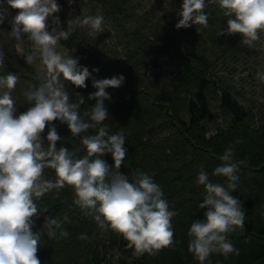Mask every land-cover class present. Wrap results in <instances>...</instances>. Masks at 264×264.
Wrapping results in <instances>:
<instances>
[{"label":"clouds","instance_id":"1","mask_svg":"<svg viewBox=\"0 0 264 264\" xmlns=\"http://www.w3.org/2000/svg\"><path fill=\"white\" fill-rule=\"evenodd\" d=\"M71 5L74 0H67ZM11 9L19 10L11 17V31L7 34L17 41L27 37L39 54L46 74L40 83L24 92L30 106L17 114L12 91L18 75L12 72L0 74V264H40L37 256L42 233L49 238L67 237L56 217H44L41 230L33 231V217L39 218L37 199L52 189L72 186L75 199L85 215L91 216L101 229L110 228L120 234L128 247L137 254L155 255L162 248L174 243L171 219L177 214L170 210L168 201L159 184L147 172L136 170L132 179L119 169L125 160L127 149L123 132L109 134L103 122L109 118L105 101L110 100L109 88L120 87L125 77L96 79L79 58L58 51L62 40H68L78 27H87L89 35L104 32L102 15H87L68 19L67 27L61 28L57 0H0ZM209 4L218 5L226 26L220 35L240 34L245 46L253 47L264 34V0H182L176 15L175 27L207 26ZM7 9L0 10V25L5 22ZM51 20V30H49ZM26 64H33L36 56L23 48H16ZM4 65V51L0 49V67ZM96 89L88 96L95 100L83 114L80 106L72 102L64 81L85 88L86 80ZM257 79L264 83V72H257ZM87 118V119H85ZM52 121L66 124L71 136L98 130L95 134L81 136L86 152L77 156L63 146L57 147L61 137ZM46 123L47 135L42 137ZM234 149L228 147L220 156L222 163L215 167L213 175L223 176L226 183H215L209 173L201 169L196 183L202 185L205 194L199 209H205L203 219H194L188 229V251L200 264H205L213 253L239 254L227 234L236 227L243 228L245 211L241 201L231 193L239 180L238 163L233 162ZM110 154L109 165L104 157ZM55 171L56 179L43 178V170ZM113 168L115 171H113ZM47 211L46 209L43 211ZM67 220V217L64 218ZM80 239H86L82 234Z\"/></svg>","mask_w":264,"mask_h":264},{"label":"trees","instance_id":"2","mask_svg":"<svg viewBox=\"0 0 264 264\" xmlns=\"http://www.w3.org/2000/svg\"><path fill=\"white\" fill-rule=\"evenodd\" d=\"M66 1L57 0L61 10L54 14L59 17L61 28L67 27L68 19L82 16L80 10L68 14ZM91 1L101 4L111 17L126 18L128 0ZM3 9L7 12L5 22L0 25V49L4 51L0 74L12 72L18 75L12 92L25 101L24 92L38 85L40 77L36 76L33 64H26L23 56L16 53L17 44L25 41L26 35L20 41L7 35L11 31L9 21L19 10L6 4L0 5V10ZM180 43L188 63L181 66L183 71L178 83L183 90L177 91L154 90L146 76L139 74L137 67H141L143 62L138 61L143 57L127 58L128 61L116 59L115 55L99 47L98 40H90L82 27L76 28L68 40L60 41L67 55L79 58L80 65L87 66L90 72L93 68L99 69L98 73H93L94 78L121 74L125 77L120 87L106 89L111 99L105 101L109 118L103 122L110 135L122 131L125 136L127 154L119 171L129 180L136 170L147 172L160 185L170 210L177 214L171 219L173 245L162 248L155 255L137 254L120 234L107 227L101 229L91 216L85 215L74 204L76 197L72 186L52 189L35 201L42 213L38 219L33 217V231L41 230L44 217L48 216L62 221L61 227L68 235L49 238L42 233L37 252L40 264H200L188 251L187 234L194 219L204 218L205 209H199L198 204L203 200L205 189L196 183V177L203 169L209 173L212 182L226 183L225 177L212 173L222 163L220 156L228 147L234 149L233 162L238 163L239 169L237 188L231 194L241 201L246 214L243 228L236 227L227 234L239 254L225 257L213 253L205 264H264V129L248 123L247 112L224 86L218 90V102L219 109L228 116L229 124L225 127L221 125L223 122L219 124L207 96L213 84L211 77L208 78L212 74L211 66L189 36ZM167 44L164 48L168 47ZM139 45L140 50L148 49L146 52H150L155 51L158 44L147 42ZM156 52H163V49ZM85 83L87 87L79 88L64 81L72 102L78 103L79 95L84 97L81 114L96 102L88 99L89 94L96 91L91 86V79ZM29 106L24 102L17 104V114ZM51 123L61 137L57 147L72 150L77 156L86 154L81 136L95 134L98 127L103 126L73 137L66 124L59 121ZM47 130L46 123L42 137L47 135ZM101 158L112 165L110 154ZM43 178L55 180L57 177L53 169L46 167ZM45 209L47 211L43 212ZM82 234L87 238L80 239Z\"/></svg>","mask_w":264,"mask_h":264},{"label":"rangeland","instance_id":"3","mask_svg":"<svg viewBox=\"0 0 264 264\" xmlns=\"http://www.w3.org/2000/svg\"><path fill=\"white\" fill-rule=\"evenodd\" d=\"M182 0H128L126 18L111 17L104 7L91 0H74L69 5L66 1V12L71 14L81 11V18L87 15H102L104 17V32L89 35V29L82 27L90 40H98L99 47L116 59L139 58V74L146 79L154 90L169 89L183 90L178 83L183 71V64H187L186 54L182 51L181 40L189 36L196 42L200 54L211 66L212 74L208 75L213 84L208 92L211 111L223 127L229 124V118L219 109L218 95L220 87H226L234 99L248 115V123L253 127L264 129V83L257 79V72H264V34L253 47L243 45L240 34L220 35L221 28L226 26L227 17L216 4H209L205 11L208 14L207 26L195 25L189 28L175 27L179 17ZM111 17V18H110ZM53 25L49 23V30ZM142 31L140 36L138 32ZM170 35V37H168ZM167 37V38H166ZM163 43H162V41ZM157 42L155 51L140 50L141 43ZM168 43V44H167ZM167 44V48H164ZM26 52L36 56L33 62L36 76L46 74V69L40 63L39 54L27 39L17 44ZM160 48L163 52L159 51ZM150 49H154L151 47ZM166 50V52H165ZM58 51L67 55V50L58 45ZM130 56V57H129ZM35 79V78H34ZM15 106L22 101L12 92ZM216 127H214L215 129ZM214 133V132H213Z\"/></svg>","mask_w":264,"mask_h":264}]
</instances>
